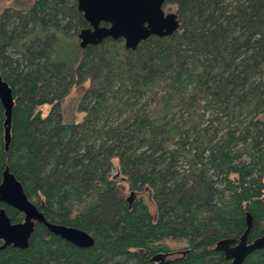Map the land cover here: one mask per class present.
Listing matches in <instances>:
<instances>
[{"label": "trees", "instance_id": "1", "mask_svg": "<svg viewBox=\"0 0 264 264\" xmlns=\"http://www.w3.org/2000/svg\"><path fill=\"white\" fill-rule=\"evenodd\" d=\"M164 8L179 29L135 50L112 37L79 46L90 24L78 0L0 13L14 96L8 147L0 100V182L9 167L49 221L95 239L82 248L37 223L29 247L1 249L0 264H159V253L163 264H226L217 246L241 237L248 212L249 242L264 234V0ZM77 86L84 117L68 123ZM242 264H264V248Z\"/></svg>", "mask_w": 264, "mask_h": 264}, {"label": "water", "instance_id": "2", "mask_svg": "<svg viewBox=\"0 0 264 264\" xmlns=\"http://www.w3.org/2000/svg\"><path fill=\"white\" fill-rule=\"evenodd\" d=\"M166 0H78V8L83 12L90 26L83 28L78 37L80 46L99 45L106 38H123L126 47L137 49L142 41L149 37L169 36L180 27L177 14L167 12L164 8ZM0 100L6 115V144L10 142V126L12 122L14 96L13 89L0 72ZM133 193L130 194L131 199ZM0 201L16 208L23 213L20 222H12L5 207H0V250L10 245L25 249L30 245V239L36 224H44L49 231L61 238L86 248L95 244L94 237L88 232L64 224L49 221L43 211L29 199L23 184L17 179L9 167L3 172L0 182ZM247 228L238 240L222 241L217 248L230 260L229 264H242L255 250L264 248V234L249 242L253 218L247 213ZM170 254L159 253L153 260L163 264Z\"/></svg>", "mask_w": 264, "mask_h": 264}, {"label": "rangeland", "instance_id": "3", "mask_svg": "<svg viewBox=\"0 0 264 264\" xmlns=\"http://www.w3.org/2000/svg\"><path fill=\"white\" fill-rule=\"evenodd\" d=\"M31 3L32 0H0V13L6 7L28 8L31 5ZM166 11L170 12L171 10L166 9ZM77 42L79 44L80 42L79 37H77ZM82 92H83V86L74 87L70 92V94L65 98L63 102V116L65 122L68 123L79 122L83 119L84 113L78 110V104ZM49 109H50L49 106H44L43 107L44 114H47L49 112ZM261 117L264 119V114H262ZM115 173L118 174L119 177H121L119 175V166L117 161H115ZM120 185L122 186L123 190L128 194V196H130L131 193L128 191V187L126 183L120 181Z\"/></svg>", "mask_w": 264, "mask_h": 264}, {"label": "flooded vegetation", "instance_id": "4", "mask_svg": "<svg viewBox=\"0 0 264 264\" xmlns=\"http://www.w3.org/2000/svg\"><path fill=\"white\" fill-rule=\"evenodd\" d=\"M137 195V194H136ZM226 259V258H225ZM227 260V259H226ZM228 262L226 264H229L231 261L230 260H227Z\"/></svg>", "mask_w": 264, "mask_h": 264}]
</instances>
